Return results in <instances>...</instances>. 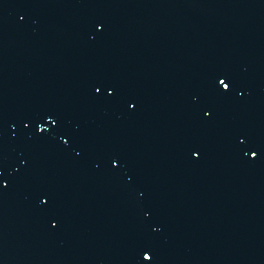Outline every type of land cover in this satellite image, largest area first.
<instances>
[{"label": "water", "instance_id": "obj_1", "mask_svg": "<svg viewBox=\"0 0 264 264\" xmlns=\"http://www.w3.org/2000/svg\"><path fill=\"white\" fill-rule=\"evenodd\" d=\"M0 264H264V0H0Z\"/></svg>", "mask_w": 264, "mask_h": 264}, {"label": "snow or ice", "instance_id": "obj_2", "mask_svg": "<svg viewBox=\"0 0 264 264\" xmlns=\"http://www.w3.org/2000/svg\"><path fill=\"white\" fill-rule=\"evenodd\" d=\"M221 83H223V81H221ZM224 87H225V88H227V87H228V85H227V84H225V85H224ZM253 155H255V153H253Z\"/></svg>", "mask_w": 264, "mask_h": 264}]
</instances>
